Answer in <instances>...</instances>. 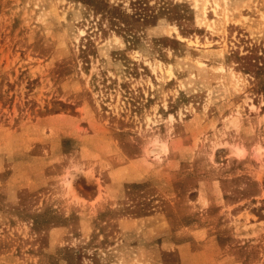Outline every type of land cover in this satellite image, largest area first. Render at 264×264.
Instances as JSON below:
<instances>
[{
	"label": "rangeland",
	"instance_id": "374dc122",
	"mask_svg": "<svg viewBox=\"0 0 264 264\" xmlns=\"http://www.w3.org/2000/svg\"><path fill=\"white\" fill-rule=\"evenodd\" d=\"M0 264H264V0H0Z\"/></svg>",
	"mask_w": 264,
	"mask_h": 264
}]
</instances>
